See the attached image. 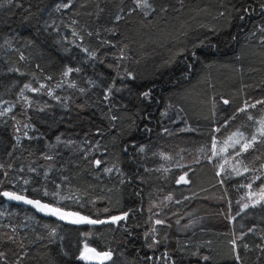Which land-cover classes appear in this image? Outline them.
<instances>
[{
    "label": "trees",
    "instance_id": "1",
    "mask_svg": "<svg viewBox=\"0 0 264 264\" xmlns=\"http://www.w3.org/2000/svg\"><path fill=\"white\" fill-rule=\"evenodd\" d=\"M261 101L264 0H0V264H264Z\"/></svg>",
    "mask_w": 264,
    "mask_h": 264
},
{
    "label": "snow or ice",
    "instance_id": "2",
    "mask_svg": "<svg viewBox=\"0 0 264 264\" xmlns=\"http://www.w3.org/2000/svg\"><path fill=\"white\" fill-rule=\"evenodd\" d=\"M65 7H67V5H65ZM68 71H71V69H69ZM65 75H67V73H65ZM25 87H28L27 85H25ZM145 96L148 95V93H144ZM224 103H228V101H224ZM259 103H264V101H261ZM251 107H255V104L251 105ZM240 111H245L244 108L240 109ZM249 119H252L251 116H249ZM264 123V122H262ZM239 135L240 137H243V133H233V136H237ZM260 135L264 136V127H262L260 129ZM232 137H229V140H231ZM256 140V136H253L251 138V141L248 143H244L241 146L240 151H247L251 146H252V142H254ZM234 143H240V140H236ZM215 146V144L213 145ZM143 149H141L142 151ZM240 153L238 152L237 155H239ZM97 164L100 163L99 160L96 161ZM245 171H247V168H245ZM184 177H181V180H183ZM249 187H251V185H249ZM264 191V190H262ZM47 195V193H45ZM4 196L9 197L10 199H14V200H23L25 203L27 204H31L34 205L38 210L40 211H48L50 212L52 215H58L60 216L61 219H66L68 217H76V219H74L72 222L73 223H88V224H97V223H105L106 221H98V220H92L89 219L88 217L85 216H80L78 213H64L62 212L60 209L58 208H51L48 204H42L39 200H30V199H26L24 196L15 194V193H11V192H4L3 193ZM245 207H247V205H245ZM105 211H107V209H105ZM126 215L124 217H112L111 221L112 222H116L120 219H124L126 218ZM157 223H161V221H157ZM233 244H235V241H232ZM87 247V246H86ZM104 256L106 258H110V254L109 253H105ZM81 258H86L83 256V253L81 254ZM205 259H207V257H205Z\"/></svg>",
    "mask_w": 264,
    "mask_h": 264
},
{
    "label": "water",
    "instance_id": "3",
    "mask_svg": "<svg viewBox=\"0 0 264 264\" xmlns=\"http://www.w3.org/2000/svg\"><path fill=\"white\" fill-rule=\"evenodd\" d=\"M23 196V195H21ZM26 198V197H25ZM28 199V198H26ZM6 200L15 204V205H18V206H21V207H24L26 209H29L33 212H36L37 214L41 215V216H44V217H50L58 222H61V223H65V224H81V223H73L72 221L74 219H76V217H68L66 219H61L60 216L58 215H52L50 212L48 211H40L38 210L34 205H31V204H27L25 203L23 200H14V199H10L9 197L6 196ZM31 200V199H30ZM44 204V203H42ZM51 207V206H50ZM51 208H54V207H51ZM64 213H69V212H65V211H62ZM83 253V256L86 257V258H81V254ZM107 253V252H96L94 250H92L91 248H85L84 250H82L79 255H78V259L80 261H82L83 263L85 264H103L107 258L104 256V254Z\"/></svg>",
    "mask_w": 264,
    "mask_h": 264
},
{
    "label": "rangeland",
    "instance_id": "4",
    "mask_svg": "<svg viewBox=\"0 0 264 264\" xmlns=\"http://www.w3.org/2000/svg\"><path fill=\"white\" fill-rule=\"evenodd\" d=\"M264 124V123H263ZM262 127H259L258 128V131H257V133H258V135H257V137H260L261 135H260V129H261ZM232 137V139L231 140H225L224 142V144L222 145V147H221V152L222 153H224L226 150H228L229 148L231 149V148H233L235 145H237L238 143H234L236 140H240V143H239V147H240V149H241V146H242V144H244V143H248V141L246 142L245 141V138L244 137H240L239 135H237V136H231ZM254 142H256V144H257V146H259L260 145V141H254ZM97 166V165H96ZM261 173L263 174V178H264V165H263V167L261 168ZM261 197H263L264 196V194L262 193L261 195H260ZM259 201V198H256V199H254V200H250L249 202H248V204H250V203H256V202H258ZM248 204H246V205H248ZM85 249V247H82V250H84ZM81 250V251H82Z\"/></svg>",
    "mask_w": 264,
    "mask_h": 264
}]
</instances>
